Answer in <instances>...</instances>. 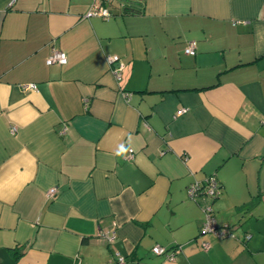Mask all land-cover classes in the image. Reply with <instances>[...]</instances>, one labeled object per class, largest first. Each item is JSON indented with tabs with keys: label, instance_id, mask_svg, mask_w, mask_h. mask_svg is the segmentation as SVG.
<instances>
[{
	"label": "crops",
	"instance_id": "1",
	"mask_svg": "<svg viewBox=\"0 0 264 264\" xmlns=\"http://www.w3.org/2000/svg\"><path fill=\"white\" fill-rule=\"evenodd\" d=\"M92 2L0 0V264H264V0Z\"/></svg>",
	"mask_w": 264,
	"mask_h": 264
},
{
	"label": "built area",
	"instance_id": "2",
	"mask_svg": "<svg viewBox=\"0 0 264 264\" xmlns=\"http://www.w3.org/2000/svg\"><path fill=\"white\" fill-rule=\"evenodd\" d=\"M111 0H93L90 8L85 13L86 17L93 15L101 16L104 19H108L112 16V12L105 6L106 2ZM196 49V41L189 40L184 51L188 54H194ZM106 60L109 66V69L115 76L117 80L121 79L122 67L123 64L120 62V58L116 54H108ZM67 62L66 53L62 50L53 49L51 53L46 58L47 64L59 63L64 64ZM24 89H35L36 85L34 83L22 84ZM183 109L178 110L177 113H181ZM56 193L55 187H50L46 191L47 197H52ZM187 193L190 197L195 198L197 196H208L215 198L221 193V186L214 176H207L202 180H195L191 182L187 187ZM205 220L202 225V232L212 233L216 237H224L230 234V226L228 224L218 225L214 215L212 213V208L210 205L205 206ZM106 238H109L108 235H105ZM204 248L209 246V243L204 241L202 242ZM178 246L175 248L167 249L166 247L156 244L152 246V251L158 255H164L169 260H173L176 252H178ZM124 262V257L120 254H117V263L122 264Z\"/></svg>",
	"mask_w": 264,
	"mask_h": 264
},
{
	"label": "clouds",
	"instance_id": "3",
	"mask_svg": "<svg viewBox=\"0 0 264 264\" xmlns=\"http://www.w3.org/2000/svg\"><path fill=\"white\" fill-rule=\"evenodd\" d=\"M121 151H123V149H121Z\"/></svg>",
	"mask_w": 264,
	"mask_h": 264
}]
</instances>
